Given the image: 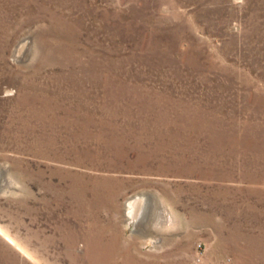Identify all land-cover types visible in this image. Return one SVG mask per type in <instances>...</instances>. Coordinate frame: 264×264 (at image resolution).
Here are the masks:
<instances>
[{
	"label": "rangeland",
	"instance_id": "rangeland-1",
	"mask_svg": "<svg viewBox=\"0 0 264 264\" xmlns=\"http://www.w3.org/2000/svg\"><path fill=\"white\" fill-rule=\"evenodd\" d=\"M0 264H264V0H0Z\"/></svg>",
	"mask_w": 264,
	"mask_h": 264
},
{
	"label": "bare ground",
	"instance_id": "bare-ground-1",
	"mask_svg": "<svg viewBox=\"0 0 264 264\" xmlns=\"http://www.w3.org/2000/svg\"><path fill=\"white\" fill-rule=\"evenodd\" d=\"M141 200V199H140ZM132 201V200H131ZM131 201L128 203V205H127V211H126V216H127V221L128 222H133L134 220H135V218H133V215H132V203L134 202V201H132V203H131ZM146 205V204H145ZM144 205V206H145ZM144 206H143V208H144ZM146 207V206H145ZM141 208V207H140ZM141 210V209H140ZM140 210H139V212H140ZM145 210H146V208H145ZM138 211V210H137ZM137 214V213H136ZM139 214V213H138ZM140 215H142L143 216V214H140ZM139 216V215H138ZM140 218H141V216H140ZM138 219V218H137ZM142 219V218H141ZM128 224V223H127ZM133 224V223H132ZM135 225V224H134ZM4 235V234H3ZM20 251H22L21 249H20Z\"/></svg>",
	"mask_w": 264,
	"mask_h": 264
}]
</instances>
